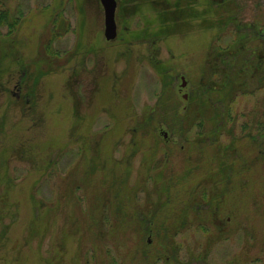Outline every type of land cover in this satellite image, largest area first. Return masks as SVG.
<instances>
[{"label": "rangeland", "instance_id": "rangeland-1", "mask_svg": "<svg viewBox=\"0 0 264 264\" xmlns=\"http://www.w3.org/2000/svg\"><path fill=\"white\" fill-rule=\"evenodd\" d=\"M136 1L0 0V264H264V0Z\"/></svg>", "mask_w": 264, "mask_h": 264}, {"label": "flooded vegetation", "instance_id": "flooded-vegetation-1", "mask_svg": "<svg viewBox=\"0 0 264 264\" xmlns=\"http://www.w3.org/2000/svg\"><path fill=\"white\" fill-rule=\"evenodd\" d=\"M120 0H117V9H116V15H117V10L119 9V4L122 2H119ZM123 1H126L127 2V0H123ZM131 1H133V3L134 4H136L135 2H137L136 0H131ZM159 6L160 5H162L163 3H162V1H167V0H154ZM192 1L193 0H175L174 2V4L176 5V6H172V5H169V6H167L166 7V10H160L159 11V15L162 17V13H169V17H170V15H171V13L174 11V10H176V9H178V10H180L179 11V14H180V18L182 17V18H187L188 16L186 15L185 17H183V16H181L182 14H184V12H185V10L186 9H188V8H191L192 6H193V4H192ZM141 2V1H140ZM166 3H168V2H166ZM223 4V9H224V13H226V9L225 8H227V5H225L224 3H225V1H223L222 2ZM140 4V3H139ZM169 4H171V2L169 3ZM141 5V4H140ZM139 5V6H140ZM207 7H208V5H207ZM138 11V10H137ZM134 12V11H133ZM171 18V17H170ZM169 18V19H170ZM203 18V17H202ZM228 18V17H227ZM162 19L164 20V24H168L169 22H167L166 20H168V17H165V16H163L162 17ZM163 27H164V25L160 28V30H162L163 29ZM159 33H161V32H159ZM158 32L156 33V34H154L155 35V37H154V44H155V42H156V38L158 37V34H159ZM137 35V37L139 38V39H143V40H147L148 39V36H149V38L151 39L152 37H150V33L147 35V33L146 32H139L138 34H136ZM145 40V41H146ZM151 40V41H152ZM152 41V42H153ZM186 84V83H185ZM258 90V88H256L255 89V91H257ZM170 109H172V108H170ZM256 110L254 111V115H255V117H254V120H253V131H254V134L256 133V134H264V114H262V113H259L258 112V109H259V107H258V105H256V108H255ZM179 112V111H178ZM177 111L176 112H174V111H171V112H169L168 114H170L171 115V117L172 118H175L176 119V117H178L179 115V113H178ZM160 114L163 116V115H165L164 113H163V111H160ZM160 132V134L162 133V135L164 136V138L165 139H167L168 140V134H167V132H163V131H161V130H159ZM256 138H255V143L257 142L258 143V140H259V138H260V135H257V136H255ZM263 138H264V135L262 136ZM264 142V141H263ZM171 182V181H170ZM171 184L173 185V183L171 182Z\"/></svg>", "mask_w": 264, "mask_h": 264}, {"label": "water", "instance_id": "water-1", "mask_svg": "<svg viewBox=\"0 0 264 264\" xmlns=\"http://www.w3.org/2000/svg\"><path fill=\"white\" fill-rule=\"evenodd\" d=\"M104 8L105 16V37L107 40H114L117 37V23H116V0H100ZM185 85V82L183 83Z\"/></svg>", "mask_w": 264, "mask_h": 264}, {"label": "trees", "instance_id": "trees-1", "mask_svg": "<svg viewBox=\"0 0 264 264\" xmlns=\"http://www.w3.org/2000/svg\"><path fill=\"white\" fill-rule=\"evenodd\" d=\"M9 13V12H8ZM8 13L6 12V13H3V12H0V24H3V23H7V17H8ZM2 22V23H1ZM17 19H15V21H12V22H10V27H12V26H14V25H16L17 24ZM229 80H231V82L232 83H230L229 82ZM229 80H227L225 83H222V85H221V87H222V89H224V88H226V90H228V88H231V86L235 83V81H236V77L234 76V77H230L229 78ZM221 89V90H222ZM225 90V91H226ZM224 91V92H225Z\"/></svg>", "mask_w": 264, "mask_h": 264}]
</instances>
